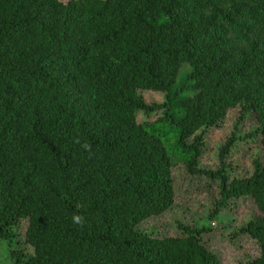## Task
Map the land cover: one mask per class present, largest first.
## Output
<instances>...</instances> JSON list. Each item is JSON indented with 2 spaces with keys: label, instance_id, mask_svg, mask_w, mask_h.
<instances>
[{
  "label": "trees",
  "instance_id": "obj_1",
  "mask_svg": "<svg viewBox=\"0 0 264 264\" xmlns=\"http://www.w3.org/2000/svg\"><path fill=\"white\" fill-rule=\"evenodd\" d=\"M235 109L257 126L234 125L217 168L199 167L200 131ZM253 135L264 147V0H0V239L13 264H222L206 224L138 227L173 204L182 164L218 182L208 219L252 199L259 214L234 234L258 253L239 264H264V162L229 178L226 160ZM21 224L31 252L11 247Z\"/></svg>",
  "mask_w": 264,
  "mask_h": 264
},
{
  "label": "rangeland",
  "instance_id": "obj_2",
  "mask_svg": "<svg viewBox=\"0 0 264 264\" xmlns=\"http://www.w3.org/2000/svg\"><path fill=\"white\" fill-rule=\"evenodd\" d=\"M139 94L146 103H161L164 94L152 90H140ZM162 109L145 114L137 111V120L154 121L160 116ZM237 121V109L229 112L218 125L207 127L200 132L203 135V146L198 158V166L203 169H216L218 166V150L221 144L237 125V133L244 136L257 126L253 116L248 115L242 121ZM166 130V126H158ZM172 133L166 136L165 144L173 155V159L182 158L181 153L172 147ZM259 158L264 162V147L260 144L259 135L244 137L237 140L228 152L226 160L231 162L228 176L246 177L253 171V159ZM174 183V202L163 213L152 216L139 224V229L157 237L174 236L182 232L180 224L195 227L208 225L210 231L200 235L201 243L206 249L214 252L222 264H239L253 258L258 253L257 243L246 234L235 235L239 227L259 214L258 209L250 197L231 200L222 209L216 219H208L207 212L218 197V182L201 174H191L185 166L177 165L172 169ZM26 224L15 227V237L12 248H23L31 252L32 248L24 247V231ZM0 264H13L9 256L8 243L0 239Z\"/></svg>",
  "mask_w": 264,
  "mask_h": 264
},
{
  "label": "clouds",
  "instance_id": "obj_3",
  "mask_svg": "<svg viewBox=\"0 0 264 264\" xmlns=\"http://www.w3.org/2000/svg\"><path fill=\"white\" fill-rule=\"evenodd\" d=\"M73 219H74L75 222L78 223L80 218L79 217H74Z\"/></svg>",
  "mask_w": 264,
  "mask_h": 264
}]
</instances>
